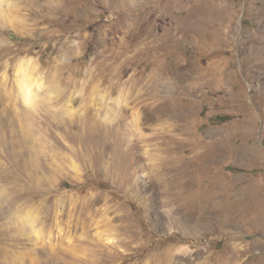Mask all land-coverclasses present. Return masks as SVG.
I'll use <instances>...</instances> for the list:
<instances>
[{"label":"rangeland","instance_id":"374dc122","mask_svg":"<svg viewBox=\"0 0 264 264\" xmlns=\"http://www.w3.org/2000/svg\"><path fill=\"white\" fill-rule=\"evenodd\" d=\"M0 2V264H264V0Z\"/></svg>","mask_w":264,"mask_h":264},{"label":"bare ground","instance_id":"6f19581e","mask_svg":"<svg viewBox=\"0 0 264 264\" xmlns=\"http://www.w3.org/2000/svg\"><path fill=\"white\" fill-rule=\"evenodd\" d=\"M21 75L22 76H18L19 78L20 77L21 78L18 79L15 82V99H16L15 101H17L20 105H23V106H26V107H34V105H35V103H36V101H37V99L39 97L38 93H37V89H39L41 87V85L38 82H36V81L33 82V80L28 78L27 75L24 72H22ZM35 80H37V79H35ZM221 199L223 200L222 195H216V201L221 200ZM243 200H245V198ZM214 201L215 200H212V202H209V203L206 202L207 206L211 207V211L210 212H219L218 208H216V205H215L216 203ZM263 209H264V206L262 207L261 204H257V205H254L251 209H248V210L237 209V211H235L233 209H229V208L224 207L222 209V211L220 210V212H229V213H231V212H246V214H247V212H258L260 210L261 211L260 215L264 216V210ZM255 219L257 220L258 217L255 218ZM250 221H253V219H251ZM21 223H23V222H21ZM21 229H22V227H21Z\"/></svg>","mask_w":264,"mask_h":264}]
</instances>
